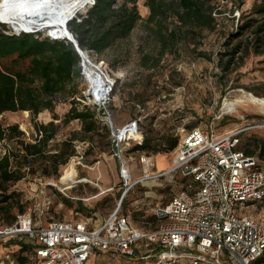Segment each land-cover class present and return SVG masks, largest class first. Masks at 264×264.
Segmentation results:
<instances>
[{
    "label": "rangeland",
    "instance_id": "1",
    "mask_svg": "<svg viewBox=\"0 0 264 264\" xmlns=\"http://www.w3.org/2000/svg\"><path fill=\"white\" fill-rule=\"evenodd\" d=\"M260 1L216 0L219 10L214 15V29L193 28L187 34L186 41L180 42L175 50L168 49L160 55L159 42L153 34H148L144 24L149 9L144 6V0H139L137 7L142 19L129 35L125 39L115 41L104 52H95V57L107 64L111 70V78L116 80L120 77L108 105L113 126L121 127L127 123L137 114L135 103H140L143 108L140 117L142 125L145 127L150 118L154 117L153 137L166 133L179 138L181 128H205L210 125L219 133L247 128L241 135L242 148L253 149V155L259 157L261 167L264 168V156H259V146L264 143V127L249 128L254 124H264V112L248 102L235 108L227 105L234 103L237 97L248 94L258 97L256 92L264 97V54H256L252 48L247 54L245 50L239 51L229 71L224 68L226 53L236 42L242 41L246 44L250 39L252 41L251 31L239 30V27L251 16L260 18L253 8ZM89 2L74 12L75 17L86 12ZM46 31L47 29L38 32V36L41 39L49 37V30ZM7 33L14 31L8 30ZM60 40L65 39L62 37ZM199 52H204L207 56H199ZM145 53H151L155 57L154 60L144 63L142 56ZM155 59L158 61L152 66ZM28 63L29 59L20 60L15 56L3 60V64L11 71H23ZM33 88L39 89V83L35 82ZM87 88L84 77H76L65 92L53 97V111L43 109L35 116L28 110L6 111L0 114L1 126L6 129L16 125L18 130L23 132L21 139L32 142L35 136L34 125L52 121L55 114L58 118L55 121L58 132L46 149L48 153H54L58 150L56 145L68 139L73 131L81 132L79 121L74 120L67 125H62L60 121L73 101L83 104L82 99ZM99 119L102 126L108 127L101 114ZM144 127L142 133L145 131ZM16 142V139H0V148L14 150L17 148ZM135 145L137 143L132 141L121 147L131 180L127 183L129 190L119 203L126 185L120 175L118 160L113 155L109 133L105 136V131L99 128L92 134L91 142L72 141L74 155L69 158L67 164L58 167L56 177L44 176L48 183L54 185L47 187L51 204L44 219V226L53 219L76 221L92 218L95 223H101L120 204V212L128 216L133 227L142 232L152 230L156 225L155 210L166 205L181 191L185 180L179 174L173 177L165 175L157 179L139 181L131 186L132 182L145 175V166L140 160L142 155L151 157L155 164V167L146 170L149 174L169 167L173 157L172 151L157 155L133 152ZM71 167L74 168V173L70 176L73 181L71 184H68L67 180L63 181L66 186L62 185L60 181L66 179ZM34 174L43 176L41 169H37L35 173L26 172L24 178L8 184L6 194L10 195V198L6 204L11 217L29 210V194L36 187L32 179ZM255 209L256 205L251 207L249 212ZM262 212L264 209L258 207L253 214L259 218ZM3 222L0 218V227ZM15 242L13 240V243ZM13 243H0V263L20 264L19 258L24 257L25 264H37L35 258L32 259L28 253L21 252ZM99 259L100 262L96 261L94 264H153L152 259L145 261L140 258H110L102 255ZM260 264H264V257Z\"/></svg>",
    "mask_w": 264,
    "mask_h": 264
},
{
    "label": "built area",
    "instance_id": "2",
    "mask_svg": "<svg viewBox=\"0 0 264 264\" xmlns=\"http://www.w3.org/2000/svg\"><path fill=\"white\" fill-rule=\"evenodd\" d=\"M77 53L81 75L88 84L83 105L100 113L110 130L113 155L126 185L121 203L131 180L121 147L132 141L141 144V118L113 126L108 105L120 77L112 79L111 70L95 57L94 51ZM135 108L142 110L139 103ZM262 127L264 124L249 128ZM246 129L221 133L212 125L179 129L171 165L151 174L144 170L145 175L136 180L175 174L185 180L181 191L155 210L162 223L154 231L142 232L133 227L121 214L120 204L101 223L92 218L53 219L44 226L51 204L47 187L54 185L34 174L36 187L29 194L30 208L16 214L11 225L0 227V243L23 238L35 241L33 258L37 264H85L97 254L152 259L153 264H253L264 255V212L259 218L253 214L258 207L264 209V168L258 156L239 148ZM9 150L0 148V158ZM140 160L147 169L153 166L149 156L142 155ZM255 205L256 209L249 212Z\"/></svg>",
    "mask_w": 264,
    "mask_h": 264
},
{
    "label": "trees",
    "instance_id": "3",
    "mask_svg": "<svg viewBox=\"0 0 264 264\" xmlns=\"http://www.w3.org/2000/svg\"><path fill=\"white\" fill-rule=\"evenodd\" d=\"M138 1L95 0L84 14H79L78 17H74L68 22L67 30L77 41L81 50L100 54L110 48L115 41L125 39L137 22L142 19L137 7ZM215 1L144 0V6L149 9L144 24L148 34H153L159 42L160 55L168 49L175 50L180 42L187 40V34L193 28L214 29L216 25L214 15L219 10ZM253 8L260 18L251 16L244 20L239 27V30L248 29L251 31L252 41L250 39L246 44L238 41L229 49L226 53L227 61L224 63L226 71H229V67L234 64L239 51L245 50V54H247L252 48L256 54H264V39H262L264 37V0L254 5ZM74 15L76 16V14ZM8 30L12 31L8 24L0 23V114L6 111L28 110L35 116L43 109L53 111V97L65 92L74 78L82 77L80 57L75 46L68 40H52L47 36L41 39L38 36L39 33L19 31L21 33L16 35L7 33ZM12 56L20 60L29 59L26 69L11 71L3 64V60ZM199 56L206 57L207 55L204 52H199ZM142 58L144 63H147L151 59L154 60L155 57L151 53H145ZM157 61L158 59H155L152 66H155ZM35 82L39 83L37 90L33 88ZM256 95L264 98L259 96L258 92ZM136 111L137 114L132 118L142 116V110ZM99 114L90 106L73 101L60 123L67 125L71 121L77 120L81 124V132L73 131L68 139H64L56 145L58 150L54 153H48L46 149L49 142L56 138L58 132L55 122L58 118L55 114H53L52 121L34 125L35 136L32 142L21 139L23 132L18 130L16 125L8 126L5 129L0 123V139L17 140V148L10 149L7 155L0 158V218L4 220L3 226L11 225L16 217V215L13 217L9 215L8 204H6L10 198V195L6 194L9 183L21 180L25 177L26 172L35 173L37 169H41L43 176L56 177L58 167L67 164L69 158L74 155L72 141L91 142L92 134L99 128L105 131V136L106 133L107 135L109 133L111 140L110 130L106 125H101ZM153 118H150V122L145 127L140 119V131L142 133V127L145 128V131L142 133L141 144L135 145L132 148L133 152L157 155L171 152L176 147L178 140L176 136L173 137L166 133L159 137L152 136ZM192 128L195 127L189 129ZM239 148L248 155L254 154L253 149L242 148V137ZM259 148V156H264V143ZM154 220L156 225L150 231L156 230L162 223L156 214H154ZM13 244L21 252L28 253L29 257L33 259L35 241L23 238L19 241L16 240ZM262 257L264 255L253 264H260ZM19 262L25 264L26 259L20 257Z\"/></svg>",
    "mask_w": 264,
    "mask_h": 264
},
{
    "label": "bare ground",
    "instance_id": "4",
    "mask_svg": "<svg viewBox=\"0 0 264 264\" xmlns=\"http://www.w3.org/2000/svg\"><path fill=\"white\" fill-rule=\"evenodd\" d=\"M89 1L90 0H2L0 4V19L5 21L6 24H10L8 25L11 27L12 31H14V34L24 30L32 31L39 29L38 32H40L47 29V31L55 30V32L51 33L52 38L60 39L63 37V39L67 40L66 36L71 37V34H69L67 30L68 23H66L65 27V19L69 16L72 17L74 12ZM65 29L67 32H65ZM20 33L21 32L18 34ZM245 102L256 106L259 110L264 112V98L256 97L252 94H248L244 97H237L234 103L230 102L227 105L228 107L233 106V108H235L240 107ZM164 165H166V163H164ZM145 170H147L146 165ZM125 171L128 173V168ZM68 173L69 175L66 179L60 181L62 185H65L63 181H73V177L70 176L74 173V168L71 167ZM136 183V181L132 182L131 186ZM63 189H65V187H63Z\"/></svg>",
    "mask_w": 264,
    "mask_h": 264
},
{
    "label": "water",
    "instance_id": "5",
    "mask_svg": "<svg viewBox=\"0 0 264 264\" xmlns=\"http://www.w3.org/2000/svg\"><path fill=\"white\" fill-rule=\"evenodd\" d=\"M94 1L95 0H91L90 2H89V5L90 4H94ZM75 17V15H73L72 17H70L68 20H66L65 21V27H66V23H68V22H70L73 18ZM0 23H4V24H6L5 23V21H2V20H0ZM43 28V27H42ZM41 28V29H42ZM39 30V29H38ZM38 30H24L23 32H25V33H38ZM52 32H55V30H49V38L50 39H52V40H58V39H56V38H52V36H51V33ZM65 32H67L66 31V29H65ZM18 34V33H17ZM16 34V35H17ZM66 39L69 41V42H71L74 46H75V48H76V50H78V51H80L81 49L79 48V46H78V43H77V41L74 39V37L72 36V34H71V37H67L66 36Z\"/></svg>",
    "mask_w": 264,
    "mask_h": 264
},
{
    "label": "crops",
    "instance_id": "6",
    "mask_svg": "<svg viewBox=\"0 0 264 264\" xmlns=\"http://www.w3.org/2000/svg\"><path fill=\"white\" fill-rule=\"evenodd\" d=\"M152 167H155V164L153 163V166ZM129 169V168H128ZM162 169H159V170H157V172H159V171H161ZM164 170V169H163ZM71 184L72 182H68V184ZM107 189H109V188H107ZM111 189V188H110ZM112 190V189H111ZM110 190V191H111ZM107 192H109V191H107ZM106 256V257H110V256H108V255H106V254H97V255H95V256H93V257H91L85 264H94L96 261H98V262H100V259H99V256ZM111 258V257H110Z\"/></svg>",
    "mask_w": 264,
    "mask_h": 264
}]
</instances>
